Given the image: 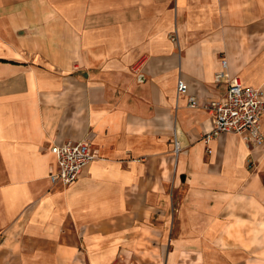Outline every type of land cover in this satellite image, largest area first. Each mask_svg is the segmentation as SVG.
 I'll list each match as a JSON object with an SVG mask.
<instances>
[{
	"label": "crops",
	"instance_id": "crops-1",
	"mask_svg": "<svg viewBox=\"0 0 264 264\" xmlns=\"http://www.w3.org/2000/svg\"><path fill=\"white\" fill-rule=\"evenodd\" d=\"M219 72L264 94V0H0V264H264V143L205 140Z\"/></svg>",
	"mask_w": 264,
	"mask_h": 264
},
{
	"label": "built area",
	"instance_id": "built-area-1",
	"mask_svg": "<svg viewBox=\"0 0 264 264\" xmlns=\"http://www.w3.org/2000/svg\"><path fill=\"white\" fill-rule=\"evenodd\" d=\"M222 65H225L224 61ZM224 76L227 84L224 94L221 97H209L203 105L213 121L205 140L220 133H233L251 145L264 143V125L261 122L264 117V94L259 89L243 86L237 77H228L223 72L215 75V81L219 82ZM177 91L187 94V85L179 81ZM188 105L196 107V97L188 96ZM174 151H179L176 141ZM51 152L56 158V168L50 172L49 178L51 183L60 185L73 183L96 158V151L89 140L56 144Z\"/></svg>",
	"mask_w": 264,
	"mask_h": 264
},
{
	"label": "rangeland",
	"instance_id": "rangeland-1",
	"mask_svg": "<svg viewBox=\"0 0 264 264\" xmlns=\"http://www.w3.org/2000/svg\"><path fill=\"white\" fill-rule=\"evenodd\" d=\"M81 142V141H80ZM90 144H91V146H92V148L96 151V157H97V150L93 147V145H92V143L90 142ZM89 165V164H88ZM87 165V166H88ZM86 166V167H87ZM83 172V171H82ZM80 177V176H79ZM79 179V178H78ZM78 179H76L74 182H76ZM73 182V183H74ZM73 183H71V184H73ZM71 184H68V185H61V186H63V187H66V186H70ZM60 185V184H59ZM160 262H163L162 260L160 261ZM131 264H136V263H131Z\"/></svg>",
	"mask_w": 264,
	"mask_h": 264
},
{
	"label": "bare ground",
	"instance_id": "bare-ground-1",
	"mask_svg": "<svg viewBox=\"0 0 264 264\" xmlns=\"http://www.w3.org/2000/svg\"><path fill=\"white\" fill-rule=\"evenodd\" d=\"M262 122V121H261Z\"/></svg>",
	"mask_w": 264,
	"mask_h": 264
}]
</instances>
